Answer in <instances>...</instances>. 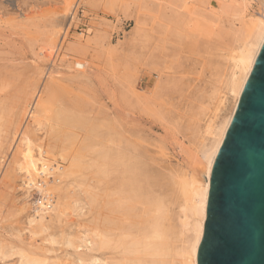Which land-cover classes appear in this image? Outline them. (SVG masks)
Here are the masks:
<instances>
[{
  "label": "rangeland",
  "instance_id": "rangeland-1",
  "mask_svg": "<svg viewBox=\"0 0 264 264\" xmlns=\"http://www.w3.org/2000/svg\"><path fill=\"white\" fill-rule=\"evenodd\" d=\"M220 1L0 0V72L10 75V88L2 92L8 99L5 96L6 102L0 105V124L16 118L23 123L27 114L23 115L22 106L30 103L32 107L39 94L38 104L49 107L50 117L61 110L70 113L76 122L58 132L51 130L48 138L45 129L36 125V139L45 138L47 143L58 139L69 146L67 154L83 143L87 135L99 143L101 150L108 145L105 148L111 154L108 171L103 176L99 170L97 176L102 187L109 184L120 192V197L117 194L112 197L116 204L113 211L115 215L126 211L129 218L120 224H132L138 218L132 225H123L127 227L123 228L124 235L119 232L113 235V243L121 241L122 248H129L127 242L133 245L135 240L129 237L136 230L147 229V213L142 211L144 208L149 211L146 199L156 185V190L162 189V193L171 188L167 183L172 176L168 179L169 172L201 173L203 178L200 150L204 142L213 140L205 132V126L212 118L221 124L235 104L230 84L231 56L239 49L244 35L242 16L258 14L260 4L251 0L249 4L245 2L247 7L242 2L238 5V1L222 0L225 3L222 8ZM261 2L264 4V0ZM38 107L33 106L35 110ZM201 114L202 119L198 118ZM27 118L34 123V116ZM65 128L71 132L68 139ZM10 152L6 163L0 164V242L5 245L10 240L24 242L10 235V231L16 233L17 229H21L22 238L31 240L25 213H18L14 203L16 183L6 172ZM92 154L95 153L88 152L83 159L89 161ZM89 172L82 169L78 174L84 176ZM23 190L20 187L17 191L23 194ZM165 193L163 196L168 195ZM30 194L35 208L41 194L37 190H31ZM168 197L175 200L173 194V198ZM119 201L128 204L126 210L117 205ZM171 205L177 212L178 223L179 206ZM101 208L104 213L108 210ZM95 210L93 207L90 214L68 217L63 227L74 230L77 224L91 225L89 221L100 218L99 210ZM177 228L180 230V226ZM43 237L41 234L33 241L39 244ZM109 243L107 240L103 244L105 252ZM14 257L18 259L15 255L8 261H16Z\"/></svg>",
  "mask_w": 264,
  "mask_h": 264
},
{
  "label": "bare ground",
  "instance_id": "bare-ground-1",
  "mask_svg": "<svg viewBox=\"0 0 264 264\" xmlns=\"http://www.w3.org/2000/svg\"><path fill=\"white\" fill-rule=\"evenodd\" d=\"M237 1L239 2L238 5L241 2V4L244 3L243 5L251 3L248 2L251 0H231L232 3ZM257 1L259 2L258 5L260 4V10L258 9L259 13L256 14L253 12L251 14L248 13L247 16H242L241 23L244 25V35L240 42L239 49L235 50L231 56L233 74L230 84L231 90L235 95L233 109L221 124H216L215 119L212 118L205 126V132L210 134L213 140L211 143H203L202 141L203 146L202 150H200L202 155L200 154L199 159L202 158L204 163L202 164L200 160L202 165L200 170L203 174V178L201 173L199 174L200 177L193 172H190L192 173L190 174L182 172V170L176 173H174V171L173 173H171L172 171L169 172L168 179L170 175L172 176L170 180H167V183L169 182L168 185L169 188H171L166 191L168 192V190H170L169 192L171 195L169 192H166L168 195H165V189L163 192L167 199L163 196L162 189H159L158 191L156 190L158 189L156 188L157 185L151 188V193L148 199H146L148 204V207L146 206V208L149 209V211L145 208L143 210L141 209L147 213V229L142 230V228L140 229L137 227L139 230H136V232L129 237L131 238L130 240H135L133 241V245L130 246L127 242L129 248H122L119 246L121 241L118 244L117 239V243H113V241H115L113 235L115 232L123 233L124 235L125 229L123 228L134 224L138 218L134 219L135 222L132 224H120L122 221L124 223L127 221L126 219H129L127 213H125L126 211L117 215H115V212L113 211L116 204L112 202L114 201V198L112 197H114L115 194L119 196L120 192L116 190V188L114 189L112 186L110 187L109 184V187L107 186V188L106 186L102 187L103 185L97 176L99 170L103 176L108 171V160L111 158L110 152L105 149L108 145L105 147V143H101L105 147L101 150L99 149L100 146H98L99 143L97 144L94 142L92 136L87 135L83 143L78 145L75 149L73 148L75 151L77 150L76 152L73 150V152L71 151L72 153L67 154L66 149L69 148V146L63 145L58 139H54V141L48 143L46 140L45 143V138L36 139L34 137L37 130L35 129L36 125L45 129L47 137L51 130L58 132L62 130L64 126H70L71 123L75 121V119L72 121V118H70V113L61 110L54 112V115L52 116L51 114L50 117V114L47 113L49 107H45L43 103L38 104L37 97L39 94L37 97L35 96L36 98L33 100L32 107H30V103H26L22 106L23 115L27 114V117H29V115L32 117L34 116V123L29 121L26 116L24 121V116L20 113L23 117L21 119L24 121L23 123L19 120L17 121V118L15 117L16 119H14L13 122L11 121L12 124L10 123V119L7 124H0V164L2 165L3 162L6 163L9 159L7 158L8 150L12 151V153L10 152L12 155L8 164L9 169L7 168L6 172L9 178L11 180L14 179V182L16 183L14 192L20 187L24 189L23 194H19L16 190L14 193V203L17 205L15 206L18 208V213H25L26 224L30 232L29 239H31L30 241H26V239L22 238L23 233L21 229H17V231L15 229L16 233L10 231L11 236L24 240V242L16 243L15 240H10L8 245L0 242V260L4 262V264H198L199 247L203 239L205 222L207 219L213 167L220 148L225 140L227 131L232 123L242 93L252 74L264 44V4L261 0ZM222 2L223 1L221 0L220 4ZM228 2H230V0ZM238 5H236V7ZM219 6L225 8V3H222ZM232 13L235 14L234 11ZM235 15H238V17L240 16L239 13H236ZM6 74L0 72L1 106L3 105L2 103L5 100V96L7 98V94L4 95L2 92L6 91L8 87L10 88V75ZM4 102H6V100ZM34 105H36V108L39 106L38 109L35 110L33 108ZM1 106L0 110L2 109ZM34 113L36 115H34ZM201 116L202 114L198 118L202 119ZM82 121H84V119ZM82 121L80 120V122ZM198 124H196V126ZM64 131L68 132L66 128ZM196 131L195 132L198 133V128ZM70 133L71 132L66 133V139L69 138L68 135ZM88 152H93L95 154L90 155L89 161H85L83 158L88 155ZM116 152L118 151L116 150ZM8 157H10V155ZM100 159L102 160L100 161ZM82 169H88L91 172L84 176L82 174L79 175L78 172ZM172 178L175 180L174 182H172ZM16 180H18V184ZM12 185L14 184L12 183ZM114 187L116 186L114 185ZM31 190H37L41 194V198L35 202V208L32 207L33 202L31 200ZM172 194L173 197L175 195V200L172 199L173 201L168 197H172ZM23 195L24 197H21ZM20 198H22L21 201H19ZM175 203L179 206H177L179 209V214H177V216L180 220L178 223H176L177 221L175 220V213L177 212L174 213L175 210H173V206L171 205H175ZM105 204H109V206L106 207ZM117 205L123 207L124 210L128 207V204L125 206L124 204H121V202ZM97 206H100L98 207L99 209L102 207L103 209L105 208L108 210L104 213L103 210L100 211L97 209ZM93 207L94 210H99L97 213L100 216L98 220L92 219L89 221L92 222L94 226L91 227L92 224L88 226V224L81 223L77 224L78 226L76 225L74 230H65L66 228L63 226L64 222H67L68 217L74 215L82 216L89 213L90 210L93 211ZM99 212H101V214ZM139 215L142 214L139 213ZM145 218L143 219L145 220ZM130 220L132 219L130 218ZM117 225L118 228L116 227ZM123 225L126 226L123 227ZM179 226L180 230L177 228ZM72 228L68 227V229ZM116 229L118 230L116 231ZM121 229H123V231H120ZM128 231L129 230H127V232ZM41 234H44V237L39 244H37L38 242L33 241V239ZM124 237L125 239L127 238L126 236ZM125 239H123L124 242L127 240ZM107 240L112 247L109 246V248L105 244V249L108 248V251L105 252V250H103V244ZM118 240L122 239H119L118 237ZM136 240L138 242H136ZM177 241L180 242V244H178ZM62 248L65 250L61 251ZM15 255L18 257V259L14 257L17 259L16 261H8L9 257L12 258Z\"/></svg>",
  "mask_w": 264,
  "mask_h": 264
},
{
  "label": "water",
  "instance_id": "water-1",
  "mask_svg": "<svg viewBox=\"0 0 264 264\" xmlns=\"http://www.w3.org/2000/svg\"><path fill=\"white\" fill-rule=\"evenodd\" d=\"M198 264H264V44L213 167Z\"/></svg>",
  "mask_w": 264,
  "mask_h": 264
}]
</instances>
